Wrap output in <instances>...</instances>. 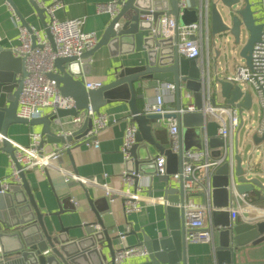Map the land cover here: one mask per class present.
<instances>
[{
    "label": "water",
    "instance_id": "95a60500",
    "mask_svg": "<svg viewBox=\"0 0 264 264\" xmlns=\"http://www.w3.org/2000/svg\"><path fill=\"white\" fill-rule=\"evenodd\" d=\"M36 15L41 19L42 27L55 48L54 36L50 32L45 8L41 7L36 0H29ZM8 2L13 6L21 23L30 28L31 24L15 6L12 0ZM207 3L208 27L210 29L211 45H220L224 49L231 42L234 52L251 66L254 43L261 38L263 23L257 16L259 13L260 0H202ZM160 0H120V10L112 18L108 28L99 39L96 46L85 51L80 56H59L55 60L57 73L50 74L55 79L64 96L74 100L75 107L59 108L56 114L49 113L41 118H21L18 116V100L22 91L24 77L28 74L25 68V59L15 55L12 49L0 44V136L1 149L14 158L15 148L10 141L9 129L13 124H30L41 126L40 133L42 148L46 144L74 143L76 139L85 135L92 127L91 119L73 131L65 135L61 130L64 128L63 118L76 116L77 113L92 106L96 113L112 103L114 100H127L131 108L132 120L138 130L135 135L136 143L130 150V158L126 160L128 172L132 174L134 184L137 187L144 176L155 174L165 183L163 190L165 218L167 225L166 233H154L148 235L144 232L132 231L139 238L135 244L147 249L144 256H134L136 259L130 264H188V242H186V225L184 208L177 206L183 203L188 194L184 188V179L174 181L171 174L181 172L186 148L183 131L185 128H201L203 135H208V145L217 148L214 155H224L227 160L218 167L211 178L209 189L212 206L218 208L211 211V222L216 229L218 242L215 243L216 264H264L263 261H242L241 258L249 256L246 246H258L264 243V219H240L233 222L231 213L222 209L228 207L232 197V187L235 186L241 193H262L264 183L259 177H248V170L244 167V153L239 151V135L234 141L232 153H224L225 139L217 134L219 123L208 120L206 114L199 112L144 114L137 105L136 98L142 95L136 93V83L153 80L161 83L172 82L177 86L176 101L177 109L182 104L181 86L193 92L196 106L201 109L204 106V90L207 84L212 90L210 98L213 106L218 104L214 96L220 94L221 105L229 108H238L242 116L249 111L253 104L252 91L244 88L241 84H234L227 80L218 65L217 51L215 66L205 63L199 65L195 58L181 56L176 47L177 35L174 37H162L161 19L162 10L150 12L153 4H159ZM201 3L190 0V6L181 10L179 0H170L168 14L173 15L176 23L190 24L198 21ZM203 10L205 8L203 7ZM153 15V20L147 18ZM117 24V25H116ZM246 33V37L243 34ZM106 46L111 52L118 55L127 49L126 53L140 52L143 58H139L137 64L118 65L116 73L111 81L102 87L88 89L85 86V76L91 73L90 62L96 51ZM112 53V54H113ZM125 54V53H122ZM173 117L178 120V150L172 147L163 148L152 134V120H162ZM56 119H60L57 123ZM206 125V128H205ZM244 125L241 121L240 130ZM58 126V129L57 127ZM260 121L257 126H251L246 131V149L252 145L264 142V129L259 132ZM244 143V142H243ZM154 146L160 154L166 156V174L158 175L156 162L150 153V147ZM143 150L144 155H140ZM67 151H70L68 149ZM253 153H248L252 156ZM63 159V157L61 158ZM176 159L178 168L174 169ZM61 162V160H60ZM232 163V167H231ZM17 166L21 168L20 164ZM133 172V173H132ZM22 183H12L7 192H0V264H115L116 249L113 241L117 238L121 243V235H116L104 226L100 214L97 213V224H87V235L81 239H70L68 228L61 226V230L54 229V216L59 217V212L45 213L41 211L36 202L25 172H21ZM206 193L200 195L203 197ZM264 199V194L260 195ZM222 209V210H220ZM48 217V218H45ZM99 225L100 228L94 227ZM141 234V238L140 235ZM126 236L127 233L124 232ZM109 249V253L105 251Z\"/></svg>",
    "mask_w": 264,
    "mask_h": 264
},
{
    "label": "built area",
    "instance_id": "2783aa9c",
    "mask_svg": "<svg viewBox=\"0 0 264 264\" xmlns=\"http://www.w3.org/2000/svg\"><path fill=\"white\" fill-rule=\"evenodd\" d=\"M36 2L46 10L48 26L51 34L54 36L55 48L52 47L48 35L43 29H38L33 26L30 28L24 26L13 6L7 2L13 17L17 21L20 35V43L13 49V52L16 56L25 59V68L28 71V74L24 77L23 89L18 100V116L27 119L41 118L49 113L56 114L59 108L75 107L74 100L71 97L64 96L56 80L50 77V74L58 72V69L55 67V60L59 56H80L85 51L93 49L100 39L97 32H88L84 30L85 18L74 17L73 19L62 20L55 16L56 11L64 6L63 0H54L51 5L44 4L42 0H36ZM119 2L120 0H113L109 3H100L97 5V10L99 12L110 13L111 17L114 18L120 10ZM200 3L202 9L199 11L200 16L198 21L190 24H178L174 16L168 14L170 0H160L159 4H153L150 12H154L155 10L163 11L164 14L161 19L160 27L162 37L167 38L177 35L178 40L176 42V47L178 48L179 54L186 58L197 59L199 65L204 67V61L201 60L200 62L199 60L203 58L205 43L209 55L210 29L208 27V4L202 1ZM189 6L190 0H179L181 13V10ZM203 7L205 10H203ZM258 9L260 11L257 16L260 18V22L263 23L264 27V0H260ZM147 18L153 20V15L149 14ZM253 46L251 58L252 65L249 66L246 63H238L235 73L229 74L227 80L234 84H241L244 88H250L256 91L262 107L259 127V132L261 133L264 129V28L260 40L255 42ZM85 86H87L88 89H94L102 87L103 83L99 80L94 82L85 81ZM156 89L158 94L155 101L146 103L143 109L144 114L154 113L163 117L166 113L179 112L183 114L184 112H199L202 110L206 114L208 120H214L220 124L217 134L225 139L223 154L228 152L232 153L235 134L241 125V121H245L240 115L238 108L225 107L219 102L216 106H213L210 100L212 97V90L210 85L207 84L204 90V106L199 109L192 100L191 91L186 88L185 83H182L181 98L183 104L179 109L175 108L169 110L166 107V101H164L165 93L167 91L176 92V84L172 82H160ZM86 119H91L93 125L84 135L85 142L93 148L99 147L100 139H98V136L100 132L110 124L111 120L104 113H96L92 106L80 110L76 116H71L69 120L64 121V128L61 132L65 135L70 134L72 130H65V125H67L66 127L71 126L77 129ZM162 120H165L167 124L169 135L171 136V147L173 151L177 152L179 138L178 120L173 117H168L166 119L162 118ZM56 121L59 123L60 119H56ZM137 130L138 127L134 122H130L126 128L124 135L125 140L122 146L123 156H125L126 160L130 158L131 147L136 143L135 135ZM203 136L204 144L201 148H189L184 150L183 154L186 159L183 162L182 170L181 172L173 174L176 180L180 178L184 179V188L188 189V194L190 195L182 204L178 203L177 206L184 208L186 242L194 243L213 242L215 227L211 221H209V223L207 222V215L211 213L212 210L218 208L212 206L209 185L212 176L216 172L215 170L227 160L224 155L218 158L213 157L209 151L208 135L205 133ZM43 138L44 136L41 135L40 132H31V143L27 145L10 139L15 148L14 158L10 157L11 177L8 179H0L1 193L7 192L12 183H22V177L20 176L21 172L26 173V171L33 169L43 171L49 168H55L64 176L66 183L74 182L83 186L98 185L104 190L106 195L111 197V201L115 196L122 195L125 199L126 213H132L135 210L141 209L140 207L143 204L142 201L148 204L154 203V197H150V199L146 200L140 192L146 187H150V176L147 177V182L144 184H141L144 181L139 183L137 191L114 190L107 183H100L96 178L77 175L62 167L60 168L57 162L61 160L65 151L71 149L73 144L68 142L60 146L57 145L54 150L48 152L45 150V146L42 148ZM154 160L156 162L157 174L165 175V155L154 157ZM17 163L20 164L21 168L17 166ZM124 173V179L132 184V181L134 182L132 174L129 172ZM232 188V197L229 205L222 209L228 210L231 213L233 222L239 221L240 219L264 218V207L252 203L249 193H241L235 186ZM203 192L206 193L203 196V202H196L193 200L195 194L200 195ZM162 201L166 203L163 197ZM75 204L77 205L78 203L75 201ZM94 227L97 229L100 228L99 225H95ZM119 233L121 235V243H119L120 246L115 253V264H125V260L128 258L147 254V249L143 246H130L124 244L126 236L124 232Z\"/></svg>",
    "mask_w": 264,
    "mask_h": 264
},
{
    "label": "crops",
    "instance_id": "0c3cea01",
    "mask_svg": "<svg viewBox=\"0 0 264 264\" xmlns=\"http://www.w3.org/2000/svg\"><path fill=\"white\" fill-rule=\"evenodd\" d=\"M12 1L18 8L20 14L29 21L31 26L43 29L41 19L36 15L29 0ZM42 1L46 5H51L54 0ZM111 1L113 0H63L64 6L56 11L55 16L62 20L83 17L85 18L84 30L88 32L95 31L101 38L110 24L111 14L99 12L97 5ZM201 1L196 0L197 3ZM7 2V0H0V44L3 47L13 50L20 43V35L17 21L13 17ZM207 49L205 47L203 58H200L199 61H204L203 65L205 63L211 64L213 69L217 58V51L219 50L221 56L223 52L225 53V49L220 45H212V49L210 48L209 50V55ZM126 51L127 49L122 51L125 54L120 53L115 55L106 46L99 48L91 59V66L89 67L91 73L85 76V80L88 82L99 80L104 85L114 78L116 66L121 64L128 66L137 64L138 59L143 58L140 52L127 54ZM220 56L217 58V63L223 75L227 77L231 73L229 68L222 64ZM158 83L160 82L153 80L136 83V93L142 95V97L136 98V102L142 111L146 103L155 101L158 94L156 89ZM191 93L192 100L195 103L194 94L192 91ZM164 101H166V107L169 110L175 109L177 107L176 92L167 91ZM101 113L107 115L111 122L98 136L100 146L96 148L89 146L85 142L84 135H82L72 143L73 145L70 151H65L62 155L63 159H61V162L59 160L57 165L77 175L96 178L100 183H107L114 190L137 191V187L133 181L130 184L124 179V172H128V166L126 158L123 156L122 146L125 140L126 128L130 122H134L132 120L130 105L127 100H114L112 103L103 107ZM242 117L245 120L247 119L243 115ZM67 120H69V116L62 119L63 122ZM66 126L65 130L73 131V127ZM151 126L152 134L157 142L165 149L170 148L171 136L169 135L165 120H152ZM56 127L58 129V126ZM40 130L41 126H32L25 123L13 124L9 129V137L13 141L27 145L31 143V132H40ZM235 135L236 139L237 133ZM248 142L250 146L246 149L244 148L245 141L239 145V151L245 154L243 158L244 167L248 170L249 178L257 176L264 183V180H262L264 178V142L255 146L252 145L250 140ZM203 144L204 136L202 133L201 140L198 139L196 142L192 141L186 148L196 149L202 147L201 145ZM1 145L2 143L0 141V147ZM57 145L60 146L62 143L46 144L44 148L46 151L51 152ZM149 147L150 153L154 157L163 155L154 146ZM209 151L213 157L218 158L214 155V152L219 151V149L209 147ZM143 152L141 150L139 152L140 155L143 156ZM249 152L253 153L252 156L248 155ZM172 168L173 170L178 168V159H176L175 166H172ZM10 174V154L0 148V179H8L11 177ZM173 174L175 173L171 174V179L177 182ZM25 175L28 178L30 187L33 194H35L36 202L41 211L45 213L64 211L59 217H53L55 221L54 229L51 230L55 232L61 230V226H64L68 228L67 233L70 239L78 240L85 237L87 235V224H97V213L100 214L104 226L111 233L114 235H116V232L127 233L124 240V244L126 245L134 246L139 241V238L131 233L134 230L144 232L148 235L157 232L159 234L166 233L167 225L164 222L165 202L162 201V189L165 187V183L155 174L143 177L141 181L144 182L141 184L147 182L148 176L151 177L149 182L150 187H146L143 191H140L146 200L154 197V203L148 204L142 201L141 209L135 210L132 213H126L125 199L122 195L115 196L111 201V197L106 195L104 190L98 185L83 186L74 182L66 183L64 176L55 168H49L43 171L38 169L28 170ZM261 194H264V192L254 194L253 197L256 201L254 202L256 205L264 207V199L260 198ZM193 200L203 202V197L195 194ZM75 201L78 203L77 205ZM210 214L208 213L207 215L208 223L211 221ZM139 236L141 238V234ZM214 238L215 242H218L216 229ZM112 245L114 249L120 246L117 238L113 241ZM246 250H249V256L247 258L242 257V261L264 262V243L257 247L248 245L246 246ZM105 251L109 253V249L105 248ZM135 259V257L128 258L125 260V264H130ZM187 260L188 264H216L219 259L216 258L215 243L188 242Z\"/></svg>",
    "mask_w": 264,
    "mask_h": 264
},
{
    "label": "rangeland",
    "instance_id": "374dc122",
    "mask_svg": "<svg viewBox=\"0 0 264 264\" xmlns=\"http://www.w3.org/2000/svg\"><path fill=\"white\" fill-rule=\"evenodd\" d=\"M243 37H246V33L243 34ZM206 47V43H205ZM212 49V45L210 43L209 46ZM224 50V49H223ZM220 60L224 66L229 68V71L231 74L235 73L236 66L238 65L237 63H244V61L239 57V55L234 52L233 46L231 45V42H228L225 47V53L223 52L220 56ZM252 99H253V104L252 107L249 111H245L243 113V116H245L247 119L245 120V123L243 127L238 130V135H239V141L240 143L245 141L246 137V131L249 129L251 126L255 127L259 123L261 116L260 113L262 111L261 107V102L260 99L257 96V93L255 90H252ZM214 96L217 98L218 102H222V98L220 94L216 95L214 93ZM252 111V113H250ZM183 136L185 138V145L188 146L192 141H198L201 140L202 138V129L201 128H185L183 131ZM194 139V140H193ZM202 146V145H201ZM201 148V147H199ZM264 180V178H262Z\"/></svg>",
    "mask_w": 264,
    "mask_h": 264
},
{
    "label": "trees",
    "instance_id": "16d2710c",
    "mask_svg": "<svg viewBox=\"0 0 264 264\" xmlns=\"http://www.w3.org/2000/svg\"><path fill=\"white\" fill-rule=\"evenodd\" d=\"M249 195H250V200H251V202L255 204L256 201H255V198L253 197L254 194H253V193H250ZM254 201H255V202H254Z\"/></svg>",
    "mask_w": 264,
    "mask_h": 264
}]
</instances>
